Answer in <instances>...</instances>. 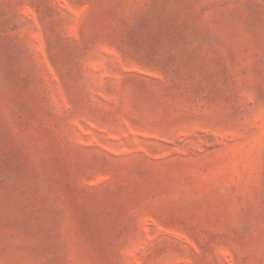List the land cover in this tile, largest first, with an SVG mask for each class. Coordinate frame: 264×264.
<instances>
[{
    "label": "rangeland",
    "instance_id": "374dc122",
    "mask_svg": "<svg viewBox=\"0 0 264 264\" xmlns=\"http://www.w3.org/2000/svg\"><path fill=\"white\" fill-rule=\"evenodd\" d=\"M0 264H264V0H0Z\"/></svg>",
    "mask_w": 264,
    "mask_h": 264
}]
</instances>
